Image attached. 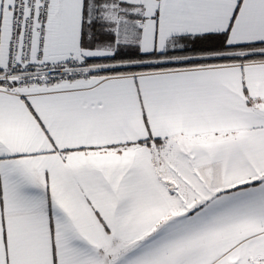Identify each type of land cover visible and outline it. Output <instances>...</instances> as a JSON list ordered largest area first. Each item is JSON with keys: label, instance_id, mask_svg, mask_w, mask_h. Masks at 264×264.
<instances>
[{"label": "snow or ice", "instance_id": "obj_1", "mask_svg": "<svg viewBox=\"0 0 264 264\" xmlns=\"http://www.w3.org/2000/svg\"><path fill=\"white\" fill-rule=\"evenodd\" d=\"M0 264H264V0H0Z\"/></svg>", "mask_w": 264, "mask_h": 264}]
</instances>
